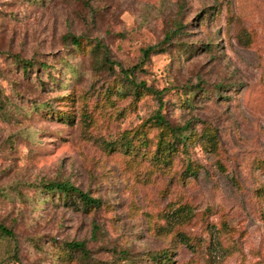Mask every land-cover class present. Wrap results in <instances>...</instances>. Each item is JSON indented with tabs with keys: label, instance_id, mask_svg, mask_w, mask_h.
I'll list each match as a JSON object with an SVG mask.
<instances>
[{
	"label": "rangeland",
	"instance_id": "374dc122",
	"mask_svg": "<svg viewBox=\"0 0 264 264\" xmlns=\"http://www.w3.org/2000/svg\"><path fill=\"white\" fill-rule=\"evenodd\" d=\"M0 224V264H264V0H0Z\"/></svg>",
	"mask_w": 264,
	"mask_h": 264
},
{
	"label": "trees",
	"instance_id": "16d2710c",
	"mask_svg": "<svg viewBox=\"0 0 264 264\" xmlns=\"http://www.w3.org/2000/svg\"><path fill=\"white\" fill-rule=\"evenodd\" d=\"M72 42L73 43H77L78 42V38L73 36L72 37ZM152 51H158V52H162V50H157L156 46H150L147 47L144 51L143 54L145 56H147L150 52ZM146 90L151 91L152 93H156L155 90H152L151 88H146ZM155 123L156 124H160L163 121V118L160 115H157V117L155 118ZM53 187H56L59 191L62 192L63 195L65 196H75L73 193H77V196L79 197V199L86 205H97L99 204V201L95 198H92L90 196H88L87 194L81 192V191H77L75 188H73L71 185L68 184H53ZM0 231L7 235V236H11L12 232L8 229H6L3 225L0 224ZM70 246L72 248H77V249H82V245L78 242H73L72 244H70Z\"/></svg>",
	"mask_w": 264,
	"mask_h": 264
}]
</instances>
